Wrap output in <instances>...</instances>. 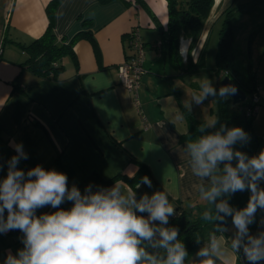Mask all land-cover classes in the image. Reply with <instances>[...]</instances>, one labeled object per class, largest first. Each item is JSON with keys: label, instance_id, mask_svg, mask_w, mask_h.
<instances>
[{"label": "crops", "instance_id": "crops-1", "mask_svg": "<svg viewBox=\"0 0 264 264\" xmlns=\"http://www.w3.org/2000/svg\"><path fill=\"white\" fill-rule=\"evenodd\" d=\"M49 1L0 0V179L6 177L8 162L16 154L14 143H22L28 159H21L18 168L27 171L40 165L46 170L56 169L68 176L69 187L75 185L81 192V182L91 173L103 179L119 174L131 177L140 163L149 171L146 176L151 187L139 180L133 190L137 200L145 194L151 197L155 192H165L174 212L191 210L193 217L200 210H213L216 204L226 200L228 195L218 197L215 203L205 200L201 186L207 190L211 179L192 172L187 144L210 133L190 128L188 117L191 114L196 121L203 122L207 130L213 126L209 128L204 117L197 119L184 105L181 89L177 86L178 80L203 69L191 73L178 71L159 47L166 34V1L143 0L160 24L156 27L154 20L132 0L107 3L61 0L54 11L56 41L69 44L78 33L91 32L98 53L85 39L77 40L73 45L77 68L69 57H64L60 62L63 72L55 80L37 77L21 65L27 55L20 45L30 44L45 31L48 23L45 7ZM235 2L214 0L201 34L190 51L191 63L199 60L210 31L227 8L235 10ZM132 31L138 32L143 44L142 65L146 70L137 89L139 106L117 74L118 66L132 54L129 46ZM188 46L189 40L181 38L182 66L187 64ZM146 50L149 52L145 53ZM211 70L217 89L219 77L214 67ZM255 78L259 102L251 133L258 142L257 156L264 150V79L256 75ZM218 96L213 97L217 100ZM217 111L218 108L215 120ZM31 119L46 130L50 140ZM218 169L216 174H221L220 165ZM117 182L121 181L108 188ZM122 182V191L130 187ZM259 184L264 188V180ZM61 207L68 209L71 202ZM53 211L56 209L45 207L38 209L37 215ZM137 214L148 216L147 213ZM262 221L264 212L257 225L249 230L251 236L264 232ZM206 230L209 234L214 226ZM236 231L231 219L223 231L215 235L221 243L220 252L211 257L215 264H249L242 249L236 252L231 247ZM21 236L20 232L18 237L0 234V264L9 250L16 254L23 247ZM208 244L204 238L195 245L186 264H201L204 258L197 253Z\"/></svg>", "mask_w": 264, "mask_h": 264}, {"label": "clouds", "instance_id": "clouds-1", "mask_svg": "<svg viewBox=\"0 0 264 264\" xmlns=\"http://www.w3.org/2000/svg\"><path fill=\"white\" fill-rule=\"evenodd\" d=\"M236 91L229 84L217 93L211 81L202 78L193 99L199 104L210 95L228 97ZM248 139L241 127L221 126L220 131L189 142L187 152L193 174L211 179L207 190L201 186L205 200L215 203L222 195L250 189V199L241 210H234L226 200L216 204L217 214H223L217 218L232 216L237 230L232 249H242L249 264H260L264 261V232L251 236L248 225L257 209H264V190L258 188V181L264 180V150L251 158L234 150V145ZM13 146L16 154L8 162L6 177L0 179V234L19 231L23 247L16 254L9 250L3 264H184L187 251L177 240L178 229L163 227L174 213L165 192L151 197L145 194L137 200L132 187L122 191L121 181L96 191L89 185L82 193L75 185L69 187L68 176L56 169L40 165L27 171L18 168L28 155L22 143ZM221 163L222 174H216ZM141 183L151 187L147 176ZM65 202H71V207L62 208ZM45 207L56 211L37 215V210ZM204 218L209 219L210 214L205 213ZM147 246L163 248L166 257L151 254ZM220 249V241L210 236L208 246L197 253L204 258L201 264H215L211 257Z\"/></svg>", "mask_w": 264, "mask_h": 264}, {"label": "trees", "instance_id": "trees-1", "mask_svg": "<svg viewBox=\"0 0 264 264\" xmlns=\"http://www.w3.org/2000/svg\"><path fill=\"white\" fill-rule=\"evenodd\" d=\"M61 0H50L45 7V12L47 15L48 23L45 31L41 36L34 39L28 45H20L24 53H26L27 58L21 64L25 66L32 74L37 77L45 79H57L59 74L63 72V66L61 65V60L64 57H69L77 68V59L75 52L73 50V45L77 40L85 39L88 41L95 53H98L97 43L91 32H80L75 35L69 44H60L56 41L54 34V11L56 6ZM100 3H107L112 0H99ZM135 4L139 5L155 22L156 27H160L159 22L150 11L148 6L143 0H132ZM167 7V24H166V34L162 36V40L159 43L162 51L171 60V63L176 67L178 71L183 73L196 72L203 69V54L199 57V60L193 64L190 62V51L194 48L201 31L203 29L204 23L207 20L214 0H165ZM234 9L227 8L223 12V23L218 33V46L215 58L214 70L219 77V82L224 76H228L234 84L238 85L243 91L250 93L251 96L256 95L258 90L255 72L248 69L247 74L239 75L233 69V56H232V43H233V31L232 27L229 25V18L232 16ZM181 38L189 40L188 52H187V64L181 65V57L179 54V41ZM143 45V44H142ZM220 86L218 85L217 91ZM226 97L218 96V111L216 114L215 124L211 129H206L203 122L196 121L191 114L188 117L189 127L192 129H203L210 134L220 131L221 126L229 128L233 124L237 127H241L245 132L251 133V124L253 116H246L245 107L249 106L248 102L241 103L240 114L236 115L234 113H228L226 107ZM31 122L38 126L44 134L48 137L46 130L34 119ZM253 136V135H252ZM49 139V137H48ZM50 140V139H49ZM257 140L254 137L253 143L249 144L247 148H244L240 152L245 153L249 158L255 156V149L257 146ZM56 163H58V156L56 158ZM148 169L143 164L138 163V170L136 173L128 177L123 174L116 175L109 179L101 178L97 173H91L87 176L80 184L82 193L85 188L89 185L92 186V190L96 191L100 187L108 188L116 181H124L133 190H135L136 184L144 176L148 174ZM258 188L261 189L259 181ZM261 190H264L262 188ZM251 196L250 189L244 191H239L236 195L229 198L227 203L234 210H239L249 201ZM264 209H257L254 215L253 222L249 224L248 229L254 228ZM205 213L210 214L209 219H205ZM6 214V213H5ZM7 215V214H6ZM217 215L223 216L222 213L217 214L216 208L210 211L200 210L197 216L191 215V210H176L168 219V223L163 225L166 228H176L178 229L177 240L184 244L187 256L184 260L186 264L190 255L193 253L195 245L201 242L204 238L209 242L210 236H215L222 232L227 223L232 219V216H224L223 220L217 218ZM157 226L159 222H156ZM208 226H214V230L207 234L206 228ZM8 235L13 237H18L19 231H9ZM146 250L151 254L158 257H166V251L163 248H152L146 247ZM264 264V263H262Z\"/></svg>", "mask_w": 264, "mask_h": 264}, {"label": "rangeland", "instance_id": "rangeland-1", "mask_svg": "<svg viewBox=\"0 0 264 264\" xmlns=\"http://www.w3.org/2000/svg\"><path fill=\"white\" fill-rule=\"evenodd\" d=\"M233 6L235 10L229 18V25L232 27L233 31V43L231 48L233 69L239 75H245L247 74L248 69H251L255 72L256 77L258 76L264 79V0H236ZM222 23L223 18L214 25L209 33L203 53V70L197 74H193L192 76L177 81V86L182 92L184 105L194 113L197 119L204 117L209 128L215 120L214 113L217 109L218 102L210 95L204 99L202 103L198 104L193 99V95L195 90L199 88V83L202 78L209 79L215 88L214 72L211 68L215 67L216 63L215 56L218 46V33ZM147 52L149 51L146 50L145 53ZM257 91L259 92V89ZM250 98V93H247L246 100L243 103L247 104L250 101ZM225 99L227 102V112L239 115L241 112L239 106L233 105L229 96ZM232 127L237 126L233 124L231 128ZM246 133L248 134L249 139L243 143L238 142L234 145V150L237 148H247L249 144L253 143L254 138L252 135L248 132ZM232 164L235 166V159L232 161ZM220 167V172L222 174L224 167L223 163L220 164ZM236 193L225 194L228 195L226 201L236 195Z\"/></svg>", "mask_w": 264, "mask_h": 264}, {"label": "built area", "instance_id": "built-area-1", "mask_svg": "<svg viewBox=\"0 0 264 264\" xmlns=\"http://www.w3.org/2000/svg\"><path fill=\"white\" fill-rule=\"evenodd\" d=\"M129 46L132 51L128 60L118 66L117 74L122 86L134 95V102L139 106L137 89L140 78L145 73L143 69V45L137 31H132L129 36ZM259 98L257 95L251 96L249 106L245 107L246 116H254L257 111ZM145 122V120L143 119Z\"/></svg>", "mask_w": 264, "mask_h": 264}, {"label": "water", "instance_id": "water-1", "mask_svg": "<svg viewBox=\"0 0 264 264\" xmlns=\"http://www.w3.org/2000/svg\"><path fill=\"white\" fill-rule=\"evenodd\" d=\"M234 85L237 89L236 94L235 95H230V101L233 105H238L240 106L241 103L245 102L246 100V93L245 91H243L238 85L234 84L233 82H231L230 78L228 76H224L220 82H219V86H225V85ZM240 110V108H239ZM244 148L238 149V151L243 150Z\"/></svg>", "mask_w": 264, "mask_h": 264}]
</instances>
